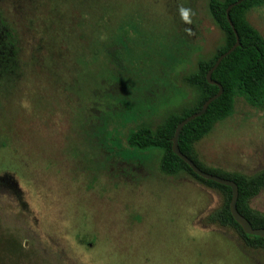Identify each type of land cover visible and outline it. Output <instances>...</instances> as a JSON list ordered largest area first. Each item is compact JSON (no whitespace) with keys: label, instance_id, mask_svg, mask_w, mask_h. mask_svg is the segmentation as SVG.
<instances>
[{"label":"rangeland","instance_id":"374dc122","mask_svg":"<svg viewBox=\"0 0 264 264\" xmlns=\"http://www.w3.org/2000/svg\"><path fill=\"white\" fill-rule=\"evenodd\" d=\"M0 1L23 47V74L0 75V264H264L210 218L220 190L127 144L198 103L187 77L226 43L209 0ZM246 16L264 35V5ZM196 150L211 168L264 170V109L237 97ZM129 152L137 168L120 165ZM250 204L264 212V190Z\"/></svg>","mask_w":264,"mask_h":264},{"label":"trees","instance_id":"16d2710c","mask_svg":"<svg viewBox=\"0 0 264 264\" xmlns=\"http://www.w3.org/2000/svg\"><path fill=\"white\" fill-rule=\"evenodd\" d=\"M236 1L209 0L211 16L225 33L226 43L218 48L212 58L200 59L197 70L187 77V81L198 86L202 92L198 103L184 109L182 113L170 114L155 130L143 126L133 131L127 139V144L131 148L141 150L161 149L160 169L162 172L177 174L186 171L202 183L220 190L224 196V203L221 208L210 215V218L224 226L234 227L249 246L264 249V238L244 232L233 217L230 211L232 188L199 176L172 148V138L178 123L190 114L199 111L204 102L219 91L217 84L208 81L207 73L218 57L236 42L235 31L227 17L228 6ZM262 5H264V0H243L231 8L230 16L239 33L241 45L226 56L213 72L212 77L223 86V93L211 102L203 115L186 124L179 137L181 151L193 159L200 168L237 182L239 185L238 209L251 221L254 227H264V212L253 208L250 204L251 199L264 190V170L246 175L208 167L200 160L196 143L211 132L218 122L233 114L237 97H242L252 106L264 109V35L250 23L246 16L248 10ZM2 11L4 12L3 9ZM4 13L0 15V32L4 38L2 42L5 41L7 52L5 56L1 55L4 57L0 59V71L2 72L0 75L4 76L12 71L13 75H16L14 78L18 79L23 74V70L15 71V69H19L22 62V41L16 25ZM113 51V59L122 64V52L118 49ZM2 144L4 143L2 142ZM115 154L118 156L117 153ZM135 155L134 152H129L124 157H120L118 161L121 162L120 165L127 163L137 168V165L130 159ZM81 242H86V238H81ZM87 243L91 245V243Z\"/></svg>","mask_w":264,"mask_h":264},{"label":"water","instance_id":"95a60500","mask_svg":"<svg viewBox=\"0 0 264 264\" xmlns=\"http://www.w3.org/2000/svg\"><path fill=\"white\" fill-rule=\"evenodd\" d=\"M242 1L243 0H237L236 2L230 4L227 8V17H228V20H229L231 26L233 27V29L235 31L236 42L233 44L232 47H230L226 52L222 53L218 57L215 64L210 68V70L207 73L208 81L210 83L217 84L219 86V91L215 95H213L209 99H207L199 111L190 114L189 116H187L186 118H184L182 121H180L178 123L176 130H175V133H174V136L172 138V142H173L172 148H173V151L177 155H179L184 161H186L189 164V166L193 169V171L196 174H198L199 176L206 178V179H209V180L216 181V182L224 184V185L230 186L232 188V198L230 201V211H231L233 217L241 225L244 232H246L247 234L257 235V236L264 238V227H254L252 225L251 221L246 216H244L238 209L239 185L237 184V182H235L232 179H228V178L222 177L220 175L210 173V172L203 170L194 162L193 159H191L184 152H182L180 149V146H179V137H180V134H181L183 127L186 124H188L190 121H192L193 119L203 115L207 111L211 102L216 100L223 93V90H224L223 86L219 82H217L215 79H213L212 75H213V72L219 67V65L221 64L223 59L226 56H228L230 53H232L237 47H239L241 45L239 33H238L237 29L235 28L234 22L232 21L231 16H230V10L232 7L241 3Z\"/></svg>","mask_w":264,"mask_h":264},{"label":"clouds","instance_id":"9594fccd","mask_svg":"<svg viewBox=\"0 0 264 264\" xmlns=\"http://www.w3.org/2000/svg\"><path fill=\"white\" fill-rule=\"evenodd\" d=\"M178 12L180 15V19L183 21L185 25H188L189 27H186L184 31L188 35H193V31L191 28V25L193 24L192 17L195 15L194 11L191 8L184 7L183 5H180L178 7Z\"/></svg>","mask_w":264,"mask_h":264},{"label":"flooded vegetation","instance_id":"af4514ba","mask_svg":"<svg viewBox=\"0 0 264 264\" xmlns=\"http://www.w3.org/2000/svg\"><path fill=\"white\" fill-rule=\"evenodd\" d=\"M1 10H2V3L0 1V15H2L5 12V11L4 12L2 11L3 12L2 13ZM4 15H5V13H4ZM3 40H4V38L2 37V33L0 32V59L3 58L7 52V47L5 46V41H4V43L2 42ZM1 55H4V56H1Z\"/></svg>","mask_w":264,"mask_h":264}]
</instances>
